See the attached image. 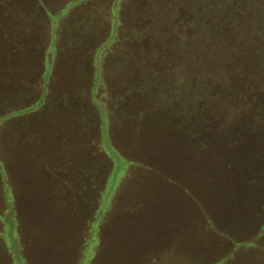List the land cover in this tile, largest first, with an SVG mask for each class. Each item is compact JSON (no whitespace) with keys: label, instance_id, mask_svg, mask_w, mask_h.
I'll return each mask as SVG.
<instances>
[{"label":"rangeland","instance_id":"1","mask_svg":"<svg viewBox=\"0 0 264 264\" xmlns=\"http://www.w3.org/2000/svg\"><path fill=\"white\" fill-rule=\"evenodd\" d=\"M26 1L40 18L37 37L26 34L25 40L22 16L14 25L15 19L0 20V160L6 165L0 167V264H264V188L252 165L185 162L168 154L163 160L152 137L139 144L118 125L127 114V124L137 127L132 115L152 106L128 108L126 98H136L130 95L132 79L102 99L97 75L103 57L96 48L114 37L124 40L123 49L150 45L149 37L135 40L138 27L149 28L142 13L148 0ZM134 5L139 16L131 12ZM13 38L22 44L16 50L9 45ZM114 51L108 50L103 63L110 68L104 73L110 86L112 76L128 68ZM160 92L159 109L167 112L169 98L163 87ZM78 98L74 111L85 114L78 129L86 132L88 145L80 150L65 119ZM33 133L37 138L30 140ZM64 152L71 164L62 175L76 188L56 197L63 189L49 167L66 168ZM77 156L80 169L88 166L84 189L70 159ZM221 174L245 180L213 179Z\"/></svg>","mask_w":264,"mask_h":264},{"label":"trees","instance_id":"2","mask_svg":"<svg viewBox=\"0 0 264 264\" xmlns=\"http://www.w3.org/2000/svg\"><path fill=\"white\" fill-rule=\"evenodd\" d=\"M148 1H145L142 13L146 20L149 19V28L145 31L138 27L135 40L139 44L140 39L146 41L149 37L150 45H143L139 51L123 49L124 40L114 37L112 41H106L96 48L103 57V61L99 62L104 70L97 75L98 85L105 89L102 99L107 101L112 89L132 85L124 82L132 79L135 92H130V95L136 93V98L132 101L126 98L130 102L127 104L128 108L135 111L134 108L142 102L152 104L149 111L132 115L139 119L137 127L131 128L127 124V114H123L118 125L122 126L125 133H132L135 139H139V144L147 137H152L154 144L165 154L163 160L168 154L174 155L175 160L185 162L197 159L205 163L213 160L215 163H250L254 169L252 174L257 178L256 182L259 181L257 185L264 188V0ZM138 9L139 6L134 5L131 12L139 16L141 13ZM151 9L152 12L147 14ZM20 16L24 18L22 26L25 40L28 37L26 34L33 35L34 38L41 22L27 1L0 0V20L15 19L14 25ZM32 21H36V24ZM7 34H11L9 30ZM10 40L14 42L13 45L9 43L10 47L16 50L20 42L16 38ZM39 44V49H44L45 43L41 44L39 41ZM108 50H116L119 62L128 67L112 76L114 86L106 84L104 78V73L110 69L103 64ZM28 54L36 55L33 51ZM130 65L132 68H129ZM134 68H138L135 74ZM148 69H151V74H147ZM154 71L156 72L153 73ZM141 87L148 91L147 95ZM162 87L170 101L167 112L159 109ZM72 94L77 95L76 90ZM113 95H116L115 91ZM79 101V98L75 100L72 109L74 113L66 114L65 119L68 118L72 123V142L80 150L88 148V145L85 140L86 132L79 131L83 128L85 114L81 118L74 111ZM37 111L39 110L35 112ZM110 113L113 119L114 110ZM40 114L41 112L35 115L40 117ZM180 114L179 118L177 115ZM36 138V133L29 135L30 140ZM3 141L5 156V135ZM67 141L68 139L64 143ZM244 143L246 144L243 145ZM197 148H207V151L199 152ZM238 154L240 156L236 157ZM64 155L68 159L66 168H63L64 165L49 167L54 177L52 180L58 177L61 182L58 187L63 189L57 192L56 197L65 195L66 188L74 186L69 178L62 175V171L67 172L71 164L66 152ZM70 159L74 167L73 173L81 178L80 186L86 188L85 174L88 166L80 169L83 165L78 156ZM89 159L90 155L88 164ZM0 165L5 169L3 160H0ZM258 165L260 168L255 169ZM3 172L5 173L4 170ZM247 173L242 171V176L248 178ZM213 179L225 183L245 180L229 174H221ZM255 189H251L249 185L248 191L254 192ZM228 190L233 193V187Z\"/></svg>","mask_w":264,"mask_h":264}]
</instances>
